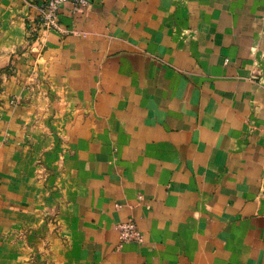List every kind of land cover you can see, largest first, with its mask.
<instances>
[{
	"label": "crops",
	"instance_id": "0c3cea01",
	"mask_svg": "<svg viewBox=\"0 0 264 264\" xmlns=\"http://www.w3.org/2000/svg\"><path fill=\"white\" fill-rule=\"evenodd\" d=\"M45 1L0 0V264H264V0L67 1L30 47Z\"/></svg>",
	"mask_w": 264,
	"mask_h": 264
},
{
	"label": "built area",
	"instance_id": "2783aa9c",
	"mask_svg": "<svg viewBox=\"0 0 264 264\" xmlns=\"http://www.w3.org/2000/svg\"><path fill=\"white\" fill-rule=\"evenodd\" d=\"M67 1H73L78 7H87L90 0H46L44 4L36 6L37 11L28 21L27 40L30 47L42 48L44 33L49 30L59 29V13L61 6ZM121 241H140L142 232L138 223L130 218L119 225Z\"/></svg>",
	"mask_w": 264,
	"mask_h": 264
},
{
	"label": "rangeland",
	"instance_id": "374dc122",
	"mask_svg": "<svg viewBox=\"0 0 264 264\" xmlns=\"http://www.w3.org/2000/svg\"><path fill=\"white\" fill-rule=\"evenodd\" d=\"M124 222V221H123ZM139 226V225H138ZM140 228V227H139ZM141 230V229H140ZM142 232V231H141ZM142 238H143V236H142ZM120 241H121V239H120ZM140 241H142V240H140ZM123 242H127V241H121V243H123Z\"/></svg>",
	"mask_w": 264,
	"mask_h": 264
}]
</instances>
